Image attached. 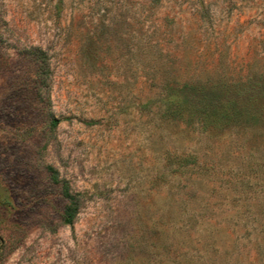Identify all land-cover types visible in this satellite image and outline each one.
Masks as SVG:
<instances>
[{"label":"rangeland","instance_id":"374dc122","mask_svg":"<svg viewBox=\"0 0 264 264\" xmlns=\"http://www.w3.org/2000/svg\"><path fill=\"white\" fill-rule=\"evenodd\" d=\"M0 264H264V0H0Z\"/></svg>","mask_w":264,"mask_h":264},{"label":"trees","instance_id":"16d2710c","mask_svg":"<svg viewBox=\"0 0 264 264\" xmlns=\"http://www.w3.org/2000/svg\"><path fill=\"white\" fill-rule=\"evenodd\" d=\"M40 52V51H38ZM187 80V79H186ZM189 81H183L182 84H181V90H186V89H193L195 86H194V82L192 79H188ZM201 87V86H199ZM203 96H205L203 94ZM208 97H202L199 102H200V109L203 111L202 112V115L203 117H210L212 118L213 120H218V118H229V113L227 112V106H224L222 108H220V112L219 113H216L217 112V108L215 107V105H213L212 101L207 99ZM176 110L179 111L181 109H183L185 107V105L188 104V101L186 100L185 97H183L182 99H177L176 100ZM53 122L56 123V119H53ZM65 196L67 198H69V195L68 193H65ZM73 216H74V208L72 209L69 205H65L62 212L60 213V217H61V220L63 223L65 224H70L72 222V219H73Z\"/></svg>","mask_w":264,"mask_h":264}]
</instances>
